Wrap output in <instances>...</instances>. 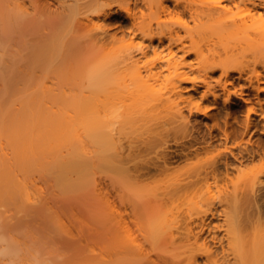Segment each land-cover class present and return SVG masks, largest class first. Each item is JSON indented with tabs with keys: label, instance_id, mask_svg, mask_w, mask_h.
Listing matches in <instances>:
<instances>
[{
	"label": "bare ground",
	"instance_id": "obj_1",
	"mask_svg": "<svg viewBox=\"0 0 264 264\" xmlns=\"http://www.w3.org/2000/svg\"><path fill=\"white\" fill-rule=\"evenodd\" d=\"M168 1L129 0L123 9L129 32L134 40L140 38L138 42L92 55L86 73L74 71L72 81L67 82L72 77L65 45L72 39L66 43L50 39L30 42L27 35L38 31L40 17L28 16L25 0H0V264H203L200 258L205 257L209 264H264V169L246 172L228 189L232 174L245 160L254 158L255 151L248 147L251 156L243 155L240 164L220 155L173 180L162 191L151 192L150 197L161 203L159 195L168 200L170 195L192 197V207L182 217L174 207L157 209L154 228L148 231L151 237L143 234L146 242L125 230L126 238L118 233L125 240L120 237L117 245L80 247L71 243L76 214L70 201L89 183L90 192L97 191V178L93 176V182L89 178L98 172L97 167L131 175L130 170H139L154 151L161 161L150 163L168 170L207 150L218 137L211 131L209 137L173 148L166 143L165 134L151 140L154 123L171 125L176 135L185 131L193 114L203 109L200 99L211 94L219 101L217 87L225 102L231 99L236 92L230 86L234 72L257 90H264V0H173V7ZM51 3L50 11L42 14L54 25L104 31L102 22L115 18V8L107 0ZM233 4L242 7L243 19L230 14ZM153 6L179 14L178 21L184 23L182 15H190L197 30L181 36L177 26L161 17L146 16L145 8ZM154 39L160 43L168 40V54L159 63L139 64L150 49L157 51ZM89 41L93 49L100 40L90 36ZM183 54H193L194 61L184 63ZM56 57L59 62L53 64ZM113 63L118 66L111 82L101 86V77ZM38 67L43 68V77L53 68L58 89L43 83ZM216 70L221 74L214 84ZM83 80L95 86L94 94L83 89L66 91V84L81 87ZM184 82H191L195 90L204 86L201 98L185 95ZM255 126L248 116L246 132ZM131 130L135 135H130ZM229 138L225 129L221 139ZM220 185L225 190L217 196L213 187ZM217 202L225 215L224 206L229 204L246 213L242 227L225 229L226 246L213 251L200 238L204 228L215 227L208 218L216 216ZM193 221H198L199 231L191 225ZM159 235L164 236L161 246L156 239Z\"/></svg>",
	"mask_w": 264,
	"mask_h": 264
},
{
	"label": "rangeland",
	"instance_id": "obj_2",
	"mask_svg": "<svg viewBox=\"0 0 264 264\" xmlns=\"http://www.w3.org/2000/svg\"><path fill=\"white\" fill-rule=\"evenodd\" d=\"M43 1L47 2V4L43 3L42 0L36 2L33 0H25L26 7H28V16L37 14L40 17L41 23L38 25V31L34 33L29 32L30 34L27 35V39L30 42H38L46 39L57 42L61 40L64 43L72 39L71 42L65 45L67 48L66 52L68 53L67 56H70L68 69L71 70V77L74 71L86 73L89 61L93 57L92 55H101L103 52H109L116 47H123V45L130 43L136 44L140 39L137 37L134 40L133 34L129 32V22L126 17V11L123 9V6H126L129 0H107V5H112L115 8V18L102 22L104 31L100 28L76 30L71 24L66 23L54 25L47 18V15H44V12L50 11L52 6L51 2L55 0ZM168 2L173 7L174 1L169 0ZM145 14L152 18L161 17L169 25L177 26L180 35L183 37H187L190 31L197 30L194 19L190 15H182L183 20L186 22H180L178 21L179 14L162 11L157 6L146 7ZM230 14L242 19L245 16L242 7H239L237 4L231 5ZM90 36L100 40L93 49L89 45ZM153 41L157 47V51L150 49L148 54L141 58L139 64L159 63L168 54L169 42L167 39L161 43L158 39H154ZM181 53L179 51L178 55ZM182 56L185 57L184 63H188L189 61L193 62L195 57L193 54H183ZM58 62L59 57L54 58L53 64ZM117 66L118 64L113 63L109 72L101 77V86H107L111 82L113 72ZM42 71H44L43 68L38 67L37 73L41 77L40 79L43 80V83L51 90L58 89L59 83L58 79L54 76L53 68L50 69L49 74L45 77L42 76L44 74ZM164 72L169 74L168 69H165ZM220 74V70H216L213 73L212 81L214 84L217 83L216 80L220 77ZM234 74L231 78L233 84L230 83V86L233 90L236 89V92L232 93L231 99L227 102H225V97L222 95V89L220 87H217L220 99L215 102L211 94L208 98L200 99L204 91V86L195 90L192 88L191 82L183 83L184 94H193L196 96V99L202 101L203 105L202 110L193 114L188 126L189 128L185 131L181 130L176 135L174 133L175 129L170 128L171 125L159 126V123L153 124L155 127L152 131L154 137L151 140L157 141L164 136H160L161 133L165 134V138L168 139L166 143L173 148L180 146L182 142H190L191 140H197V138L202 139L205 136L209 137L212 131L213 135H216L218 138L213 145L207 147V150H202L190 158L182 160L179 164L176 162L174 164L175 166L168 170L157 169L150 163L151 160H160L157 157V153L153 151L139 165V170H130L131 175L124 174L123 176L122 174H118V172L102 166L96 168L97 173L92 172L90 174L89 178H91V182H93V176L97 178V193L95 191H93L95 192L94 194L91 193L93 188L90 189L91 183H89L81 189L80 194H78L79 192H75L70 201L71 209L76 214L71 225L72 244L80 247L121 244L119 243L120 235L122 234L124 235L122 237L126 238L125 230L132 232L134 237L140 240H143V238L145 240L147 239L146 236H143L144 233H149L151 237L150 233L155 225L154 220L157 209L163 205L166 209L174 207L179 211V217H182L185 216L186 210L192 207V197H176L170 195L173 199L169 198L168 200L166 196L159 195L163 200L161 203V200H157L158 202H156V199L154 200L150 197L152 196L151 192L162 191L173 180L187 175L189 171L192 172L194 169L203 168V165L208 164L212 159L220 155L227 157L236 164H240L238 163V159L242 158L243 155L245 157L251 156L247 152L246 147H248L249 151H255L254 158L245 160V164L240 166V169L232 174V180L230 181L228 189H232L234 184L238 183L246 172L264 169V90H257L248 80L240 78L237 72H234ZM71 79L73 77L68 79L67 82L72 81ZM262 79L264 80V75ZM262 85H264V81ZM65 87L68 93H79L80 89H83L88 95L94 94L95 89V86L88 80H85L81 87H78L74 83L66 84ZM248 116L256 124L249 133L246 132L245 128ZM153 121H157V119ZM164 127H167V129L162 130ZM225 129L230 134V138L227 141L221 139ZM131 132L133 131H130V135L132 134ZM224 190V186L221 185L213 187V191L217 196L223 193ZM214 208L218 214L216 213V216H210L208 220L212 219V226L215 227L211 228V231L208 228H204L202 230L203 232L201 231V235H203L200 238V242H208L213 251L222 250V247L226 246L227 238L224 236L225 229L234 226L242 227L246 213L243 210L235 211L232 204H229L224 206L228 213L225 215L220 210L222 208L220 202H217ZM217 208H219L220 212H218ZM197 222L193 221L191 225L195 226L197 231H199L201 227H196L198 226ZM149 230L151 232H148ZM179 235H183V233L181 232ZM122 237L121 239H123ZM157 237L156 239H159L158 244L161 246V240H163L164 236ZM145 240L143 241L146 242ZM178 241L180 242V239ZM198 252L200 253V251ZM154 253L158 252L155 251ZM200 261L203 264H209V260L206 257L204 259L200 258Z\"/></svg>",
	"mask_w": 264,
	"mask_h": 264
}]
</instances>
